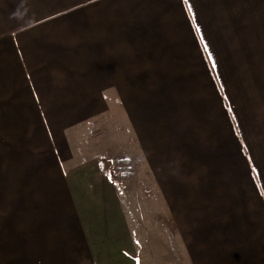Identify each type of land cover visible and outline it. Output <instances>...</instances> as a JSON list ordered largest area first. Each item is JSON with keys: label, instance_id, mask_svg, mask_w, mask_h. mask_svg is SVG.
Here are the masks:
<instances>
[{"label": "crops", "instance_id": "obj_1", "mask_svg": "<svg viewBox=\"0 0 264 264\" xmlns=\"http://www.w3.org/2000/svg\"><path fill=\"white\" fill-rule=\"evenodd\" d=\"M258 59L187 0H0V264H264Z\"/></svg>", "mask_w": 264, "mask_h": 264}, {"label": "rangeland", "instance_id": "obj_2", "mask_svg": "<svg viewBox=\"0 0 264 264\" xmlns=\"http://www.w3.org/2000/svg\"><path fill=\"white\" fill-rule=\"evenodd\" d=\"M187 2L209 50L216 56L221 58V54L228 53L229 50L231 54H236L245 62L247 55L252 52L256 60L261 61L258 55L264 57V0H187ZM251 75L252 80L259 81L260 85L261 74L252 71ZM94 132V137L102 135L106 138L103 140L104 143H109L112 130L108 126L96 128ZM95 147L98 148L96 145ZM106 157L110 159L107 164L112 161L111 167L115 169L110 170L111 177L118 178L120 173L116 171L117 159L113 158L114 155L109 150L106 151ZM190 200V197L183 200L182 213L206 214V206H186ZM2 208L5 207L0 205V222L5 221V216L1 213ZM167 210L168 213H172L171 207ZM8 229V224L0 223V253L8 244ZM5 256L4 253L3 258Z\"/></svg>", "mask_w": 264, "mask_h": 264}, {"label": "snow or ice", "instance_id": "obj_3", "mask_svg": "<svg viewBox=\"0 0 264 264\" xmlns=\"http://www.w3.org/2000/svg\"><path fill=\"white\" fill-rule=\"evenodd\" d=\"M185 2H186V0H185Z\"/></svg>", "mask_w": 264, "mask_h": 264}]
</instances>
